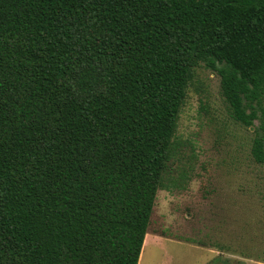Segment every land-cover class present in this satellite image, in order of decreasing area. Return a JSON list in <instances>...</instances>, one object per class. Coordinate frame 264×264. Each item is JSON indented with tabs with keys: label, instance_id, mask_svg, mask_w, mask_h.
I'll use <instances>...</instances> for the list:
<instances>
[{
	"label": "trees",
	"instance_id": "obj_1",
	"mask_svg": "<svg viewBox=\"0 0 264 264\" xmlns=\"http://www.w3.org/2000/svg\"><path fill=\"white\" fill-rule=\"evenodd\" d=\"M201 69L264 174V0H0V264H139Z\"/></svg>",
	"mask_w": 264,
	"mask_h": 264
},
{
	"label": "rangeland",
	"instance_id": "obj_2",
	"mask_svg": "<svg viewBox=\"0 0 264 264\" xmlns=\"http://www.w3.org/2000/svg\"><path fill=\"white\" fill-rule=\"evenodd\" d=\"M197 81L179 120L185 157L158 192L139 264H264V174L250 160L252 133L229 116L216 72L201 69Z\"/></svg>",
	"mask_w": 264,
	"mask_h": 264
}]
</instances>
